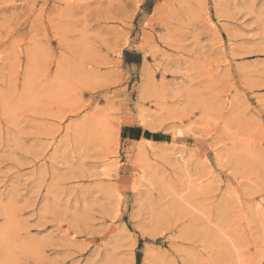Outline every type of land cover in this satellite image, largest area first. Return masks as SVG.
I'll list each match as a JSON object with an SVG mask.
<instances>
[{
    "label": "rangeland",
    "instance_id": "374dc122",
    "mask_svg": "<svg viewBox=\"0 0 264 264\" xmlns=\"http://www.w3.org/2000/svg\"><path fill=\"white\" fill-rule=\"evenodd\" d=\"M263 251L264 0H0V264Z\"/></svg>",
    "mask_w": 264,
    "mask_h": 264
},
{
    "label": "bare ground",
    "instance_id": "6f19581e",
    "mask_svg": "<svg viewBox=\"0 0 264 264\" xmlns=\"http://www.w3.org/2000/svg\"><path fill=\"white\" fill-rule=\"evenodd\" d=\"M207 23V22H206ZM182 133V132H181ZM178 135V134H177ZM215 149V148H214ZM180 156V155H179ZM178 156L179 160L181 159L180 157ZM262 250H260L261 252ZM264 257V251L262 252V255H259V257H257L255 261H252V262H246L245 264H261L262 262V258ZM244 264V263H243Z\"/></svg>",
    "mask_w": 264,
    "mask_h": 264
}]
</instances>
